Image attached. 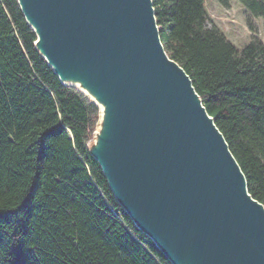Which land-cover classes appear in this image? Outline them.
Listing matches in <instances>:
<instances>
[{
	"label": "trees",
	"instance_id": "trees-1",
	"mask_svg": "<svg viewBox=\"0 0 264 264\" xmlns=\"http://www.w3.org/2000/svg\"><path fill=\"white\" fill-rule=\"evenodd\" d=\"M240 1L264 19V0ZM218 2L230 8L232 0ZM154 6L168 55L191 77L264 205V42L237 49L208 25L206 0ZM36 42L19 0H0V264H172L91 153L100 107L60 80Z\"/></svg>",
	"mask_w": 264,
	"mask_h": 264
},
{
	"label": "water",
	"instance_id": "water-1",
	"mask_svg": "<svg viewBox=\"0 0 264 264\" xmlns=\"http://www.w3.org/2000/svg\"><path fill=\"white\" fill-rule=\"evenodd\" d=\"M19 4L37 34L38 50L63 83L82 90L64 81L57 69L83 64L97 84L112 89L119 127L101 139L110 144L108 152L116 146L115 164L98 158L97 144L90 150L136 227L172 264L177 256L197 264H263L244 241L259 244L264 256V205L249 192L245 173L191 77L168 55L154 0H19ZM135 40L145 55L136 51ZM143 56L154 83L162 87L158 93L167 112L164 118H159L158 107L147 106L149 99L133 71L140 72ZM190 87L203 106L193 103ZM167 123L190 148L161 143ZM211 132L218 136L215 146L208 138ZM194 162L198 172L209 170L217 179L231 211L200 201L185 179L194 175ZM118 184L120 190L115 188ZM237 222L244 224L246 236L234 231Z\"/></svg>",
	"mask_w": 264,
	"mask_h": 264
},
{
	"label": "bare ground",
	"instance_id": "bare-ground-1",
	"mask_svg": "<svg viewBox=\"0 0 264 264\" xmlns=\"http://www.w3.org/2000/svg\"><path fill=\"white\" fill-rule=\"evenodd\" d=\"M24 1L26 2V0H24ZM135 42H136L135 49L139 53V55H145L146 52L144 51L143 47H141L140 43H138L137 40H135ZM127 50L130 51V49H127ZM142 60H143L144 64L143 65L139 64V70H140L141 74H140V72H138V74H136L135 69H133V71L135 73L136 78L139 79V83L141 85V88H143L146 96L149 99L147 106H149L151 109H155V107H158L159 109L157 111L159 114V118H164V117H166L167 112L164 110V106H162V101H161V99L159 97V93H158V90H159L158 88H162V87H160L161 85H159V84L156 85L154 83L155 77L150 75L149 68L146 67L147 59L143 56ZM84 67H86V66H84L83 64H79V65L71 64L68 67H59L57 69V71L59 72L60 76L62 77V79L64 81L74 83V84L78 85L79 87L84 85L85 87H83V89L86 92H89L86 95H88V96L90 95L89 97L95 103L97 102L99 104L100 109L102 108V110H101L102 111V116H101L102 126L99 128V131H98V134L100 136V140L96 142L97 145H96V149H95L96 150L95 154L103 162L106 160V162L108 164H111L112 162H113L112 164H115L114 160H115V156H116V146L114 145L112 147L113 148L112 153L108 152L110 144H106L105 140L103 141V139H101L103 134L111 137L113 134H115L118 131L119 115L116 113L115 96L112 93V89L110 87L108 90H106L105 88H103L102 85L97 84V82H96L97 79L94 78L93 74L88 72ZM92 90L97 95L99 100L97 97H95ZM189 91H190V97H191L193 103L198 107L203 106L200 102V99L197 97V95H195L196 93L194 92L193 88L190 87ZM149 107L146 108V111L150 114H153L149 110ZM153 118L155 119V115H153ZM156 118H158V116ZM206 119H207V117H206ZM166 129L168 130L167 132H161V135H162L161 143L162 144H164V143H167L169 145L181 144V145L186 146V148L191 147L189 144H186L182 135L179 133L178 130H176L175 127H173V125L167 123ZM208 138L210 139V141L212 142V144L214 146L217 144V142H218V136L217 135L214 136L211 132V136ZM105 149L107 150V152ZM193 166H194L193 168H195L192 171L194 175L191 177H187L185 179H187L186 182L189 185L193 186V188L197 190V193L199 194L200 201L202 203L211 201L215 204L213 206V209L218 208L222 212H225L228 210L231 211V206L229 205V203H226L227 200L225 201L224 189L219 184L217 179L212 175V173L209 170H206L205 172H198V170H196V163L195 162L193 163ZM115 188L119 189V190L121 189L119 184L115 185ZM235 225L233 226L234 231H236L239 236H241V235L246 236L247 235V231L242 229L244 226V224L242 222H237ZM259 246L260 245L257 243H251V240L250 241H244V247L247 249H252L255 252H258L257 259L261 263L264 264V256L261 255L263 253L260 251ZM198 259H202V257H199ZM192 260H193L192 258H186L184 256H177L175 258V263L176 264H182V263H184V264H197L196 261H192Z\"/></svg>",
	"mask_w": 264,
	"mask_h": 264
},
{
	"label": "rangeland",
	"instance_id": "rangeland-1",
	"mask_svg": "<svg viewBox=\"0 0 264 264\" xmlns=\"http://www.w3.org/2000/svg\"><path fill=\"white\" fill-rule=\"evenodd\" d=\"M206 7L209 14L208 25H215L218 27L226 35L228 40L237 47V49L242 50L254 38H258L264 42V19L251 15L240 0H232L230 8L223 7L218 2V0H206ZM249 19H251V21L254 23L256 28L255 31H251L249 29ZM80 88L85 92V94L89 93L86 92L82 86H80ZM94 95L97 97L95 93ZM101 110L102 108L100 109V120L97 130L92 141L90 142V146L92 148L98 141V131L102 126Z\"/></svg>",
	"mask_w": 264,
	"mask_h": 264
}]
</instances>
